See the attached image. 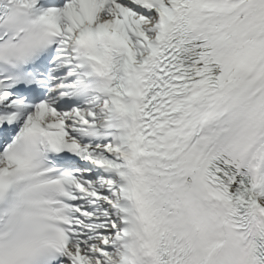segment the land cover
<instances>
[{
  "label": "snow or ice",
  "instance_id": "1",
  "mask_svg": "<svg viewBox=\"0 0 264 264\" xmlns=\"http://www.w3.org/2000/svg\"><path fill=\"white\" fill-rule=\"evenodd\" d=\"M0 264H264V0H0Z\"/></svg>",
  "mask_w": 264,
  "mask_h": 264
}]
</instances>
